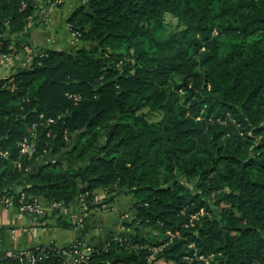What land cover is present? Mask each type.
Instances as JSON below:
<instances>
[{
    "label": "trees",
    "instance_id": "trees-1",
    "mask_svg": "<svg viewBox=\"0 0 264 264\" xmlns=\"http://www.w3.org/2000/svg\"><path fill=\"white\" fill-rule=\"evenodd\" d=\"M37 7L0 0V33L15 34L2 49L32 56L0 84V196L11 186L69 204L81 193L86 218L122 181L136 197L126 224H138L106 246L42 243L34 261L15 251L0 264H264V0H79L68 23L91 44L75 50L33 44ZM167 11L185 26L160 38ZM201 65L203 85L172 82ZM36 120L37 150L20 155ZM64 155L85 163L64 167ZM168 228L180 234L153 253Z\"/></svg>",
    "mask_w": 264,
    "mask_h": 264
},
{
    "label": "crops",
    "instance_id": "crops-1",
    "mask_svg": "<svg viewBox=\"0 0 264 264\" xmlns=\"http://www.w3.org/2000/svg\"><path fill=\"white\" fill-rule=\"evenodd\" d=\"M35 1L38 5L36 24L31 32L34 45L75 50L91 44L82 39L75 41L69 28L68 17L79 4V0ZM14 37L15 34L10 30L0 33V84L3 78L12 75L20 66H27L32 58L30 52L17 56L16 53L2 49L3 40ZM75 46L77 47L73 49ZM6 54H11L12 57H6ZM74 160H76L74 165L85 163L83 161L79 164V159ZM34 165L35 163L30 170L35 169ZM26 181L27 177L23 176L14 181L13 185L21 188ZM123 184L122 181L118 182L119 192L114 199L107 205L91 209L86 218L82 215L81 193L66 204L63 212L49 211L41 218L30 213L20 214L15 206L0 205V254L21 251L42 243L67 246L77 238H84L96 246H106L113 236L133 232L138 223L132 225L126 222L133 218L136 197L133 193L125 191ZM59 215L70 224L67 226L59 224L57 222Z\"/></svg>",
    "mask_w": 264,
    "mask_h": 264
},
{
    "label": "built area",
    "instance_id": "built-area-1",
    "mask_svg": "<svg viewBox=\"0 0 264 264\" xmlns=\"http://www.w3.org/2000/svg\"><path fill=\"white\" fill-rule=\"evenodd\" d=\"M85 1V0H84ZM70 28V25H69ZM71 29V28H70ZM72 30V29H71ZM73 32V37L75 39V41H78L79 39H81V32L78 30H72ZM7 55V54H6ZM69 96L72 97L74 99V101H78L80 98H82V94L78 93V92H69ZM41 116H43V113L41 114ZM52 121H55L54 117H49L47 118V123H51ZM39 121H34L32 123V131L30 133L25 134L19 141H18V145H19V152L20 155L22 154H28L29 156H32L35 151L37 150V127H38ZM0 153L2 155H9L10 151L9 149H1ZM55 158H52V161H55ZM18 165L19 167H22V162L20 159H18ZM26 169H30L29 166H26ZM11 186H4V191L5 193L0 196V205L2 206H15L18 209V212L20 214L23 213H30L33 214L37 217H43L45 216L49 211H59V212H63L65 209L66 204L64 203L63 200H57V199H52L50 201H47L45 198H42L40 196H34V195H30L28 196L27 192L25 190L20 191V194L15 195L13 194V191L10 189ZM82 199H83V195H82ZM85 205L82 203V208H84ZM198 213H193L192 217L196 218L198 217ZM167 233L169 234V240H167L166 242L162 243V244H157L152 246V251L153 253L158 252L159 250H162L163 247L170 243L177 235L180 234V231H172L171 229L167 230ZM46 244V243H45ZM47 244H51V243H47ZM195 243L194 241L190 242L189 245L193 246ZM137 246V245H136ZM84 250H86V248H78L76 251V255L74 256V260H78L80 258L84 257ZM21 254H25L26 256H28L32 261H34L36 259V256L34 255V253L32 252L31 249H24L20 251ZM65 252L68 253V255H71V251L70 250H65ZM14 252H8L9 255L13 254ZM195 253L197 254V256L199 258H204L207 261V255H204L203 253H198V251L196 250ZM24 257V256H22Z\"/></svg>",
    "mask_w": 264,
    "mask_h": 264
},
{
    "label": "rangeland",
    "instance_id": "rangeland-1",
    "mask_svg": "<svg viewBox=\"0 0 264 264\" xmlns=\"http://www.w3.org/2000/svg\"><path fill=\"white\" fill-rule=\"evenodd\" d=\"M184 26H185L184 22L181 20V18L178 15H176L172 11H167L165 13L164 24L160 27V29L157 31V33L160 36V38H168L172 34H174L175 32H179ZM80 40L81 39H79L78 41H80ZM76 47L77 46H75L73 49H75ZM21 54H22V52H17L16 53L17 56H20ZM6 57H10L11 58L12 55L10 54V55H7ZM199 69H200V74L195 75V76H189L187 79L184 77V74L183 73L178 72V71H175L174 74H173V76H172V79L171 80H172V82H174V81L183 82L184 80H188L189 83H190V85H194V86H199L200 85L201 86V85H203V76L202 75L204 73L205 68H204V66L201 65L199 67ZM177 90H178L177 93H178L179 101L183 102L185 100V97H186V89L182 86V87H179ZM160 116H161V114L158 115L157 118H159L160 121H163L164 118H160ZM201 118H203V115H202ZM64 156L65 157H60V159L61 158L63 159V165H64V167H69L70 165L71 166H74V164L76 162V160H74L75 157L74 156H67V155H64ZM81 162H83V160H79V164ZM75 166H79L78 163ZM123 185H124V188H126L125 187V184H123ZM204 213H205V209L203 208V210H201V213L200 214L198 213V217L201 214H204ZM168 229H170V228H168ZM213 256H215L213 253L208 254L207 255L208 260H211V257H213Z\"/></svg>",
    "mask_w": 264,
    "mask_h": 264
},
{
    "label": "water",
    "instance_id": "water-1",
    "mask_svg": "<svg viewBox=\"0 0 264 264\" xmlns=\"http://www.w3.org/2000/svg\"><path fill=\"white\" fill-rule=\"evenodd\" d=\"M113 129V127L111 128V130Z\"/></svg>",
    "mask_w": 264,
    "mask_h": 264
}]
</instances>
